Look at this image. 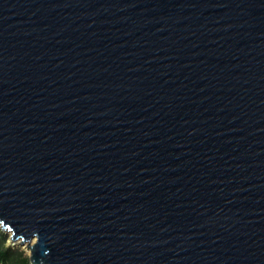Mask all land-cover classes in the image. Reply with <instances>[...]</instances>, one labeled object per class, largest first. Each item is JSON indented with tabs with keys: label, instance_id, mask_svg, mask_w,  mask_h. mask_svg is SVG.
<instances>
[{
	"label": "water",
	"instance_id": "95a60500",
	"mask_svg": "<svg viewBox=\"0 0 264 264\" xmlns=\"http://www.w3.org/2000/svg\"><path fill=\"white\" fill-rule=\"evenodd\" d=\"M0 226L31 264H264V0H0Z\"/></svg>",
	"mask_w": 264,
	"mask_h": 264
},
{
	"label": "trees",
	"instance_id": "16d2710c",
	"mask_svg": "<svg viewBox=\"0 0 264 264\" xmlns=\"http://www.w3.org/2000/svg\"><path fill=\"white\" fill-rule=\"evenodd\" d=\"M7 235L0 230V264H31L30 256L20 247L7 244Z\"/></svg>",
	"mask_w": 264,
	"mask_h": 264
},
{
	"label": "rangeland",
	"instance_id": "374dc122",
	"mask_svg": "<svg viewBox=\"0 0 264 264\" xmlns=\"http://www.w3.org/2000/svg\"><path fill=\"white\" fill-rule=\"evenodd\" d=\"M0 230L3 231V232L7 235V237H8V242H7V244H8V245L13 246V247H15V248L20 247L22 250H24V251L26 252L27 255L30 256V251H29V249H28L26 246H21V244L18 243V242H14V241L12 240V238H11V233H10V232L6 231V230L3 229L1 226H0Z\"/></svg>",
	"mask_w": 264,
	"mask_h": 264
}]
</instances>
